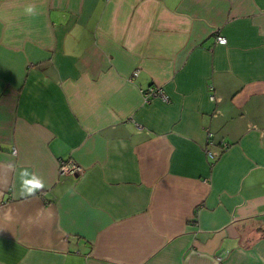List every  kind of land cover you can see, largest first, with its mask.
<instances>
[{"label":"crops","instance_id":"obj_1","mask_svg":"<svg viewBox=\"0 0 264 264\" xmlns=\"http://www.w3.org/2000/svg\"><path fill=\"white\" fill-rule=\"evenodd\" d=\"M219 254L264 264V0H0V264Z\"/></svg>","mask_w":264,"mask_h":264},{"label":"built area","instance_id":"obj_2","mask_svg":"<svg viewBox=\"0 0 264 264\" xmlns=\"http://www.w3.org/2000/svg\"><path fill=\"white\" fill-rule=\"evenodd\" d=\"M221 38L224 41H226L225 38L218 37L217 42L220 44H224L220 42ZM136 75H137V71H134L133 76H136ZM143 96H144V102H149L154 97H160L161 100L163 101L168 100L167 95L164 94V92L160 88H157L154 86L148 87L146 91L143 92ZM60 170H61V173L63 174H66V173L73 174V173L81 171L80 167L77 164H75L72 160L62 161ZM224 257H225L224 254H219L218 256H216V264H225Z\"/></svg>","mask_w":264,"mask_h":264},{"label":"clouds","instance_id":"obj_3","mask_svg":"<svg viewBox=\"0 0 264 264\" xmlns=\"http://www.w3.org/2000/svg\"><path fill=\"white\" fill-rule=\"evenodd\" d=\"M26 12L33 13V7L29 6L26 9ZM220 42L225 43L226 41L221 38ZM21 175L22 177H28L30 174L27 170H25ZM43 187L44 184L42 183V181L38 179L35 174H31V178L23 179L21 194L34 195L37 189H41Z\"/></svg>","mask_w":264,"mask_h":264}]
</instances>
